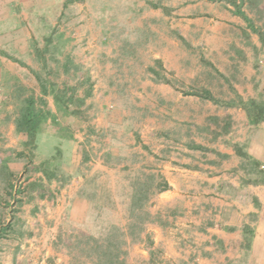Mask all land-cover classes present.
Instances as JSON below:
<instances>
[{"label":"rangeland","instance_id":"1","mask_svg":"<svg viewBox=\"0 0 264 264\" xmlns=\"http://www.w3.org/2000/svg\"><path fill=\"white\" fill-rule=\"evenodd\" d=\"M30 97L29 137L16 125ZM248 101L264 104V0H0V250L22 204L78 180L86 226L48 239L37 212L36 232L20 229L37 234V264L56 249L69 264H176L148 227L166 190L157 160L262 136ZM41 130L56 144L38 145Z\"/></svg>","mask_w":264,"mask_h":264},{"label":"crops","instance_id":"2","mask_svg":"<svg viewBox=\"0 0 264 264\" xmlns=\"http://www.w3.org/2000/svg\"><path fill=\"white\" fill-rule=\"evenodd\" d=\"M36 141L38 145L43 141L55 145L57 140L41 130ZM230 142L228 146L219 140H193L184 149L177 148L173 157L157 160L166 190L160 193V207L156 208L161 218L148 227L158 241L174 250L170 259L176 264H194L195 258L199 264H264V134ZM243 143L242 153L259 164L255 172L245 169L246 160L234 150L235 144ZM78 184V180L72 181L68 190L51 202H39L35 197L34 203L22 204L13 224L8 220L15 232L2 240L0 264L39 262L37 234L20 230L33 226L31 231L36 232L32 216L37 212L44 217L41 220L36 215L41 226L51 224L48 239L56 240L60 225L66 231L86 226L90 202L81 196ZM56 251L47 250L49 264H69V258Z\"/></svg>","mask_w":264,"mask_h":264},{"label":"trees","instance_id":"3","mask_svg":"<svg viewBox=\"0 0 264 264\" xmlns=\"http://www.w3.org/2000/svg\"><path fill=\"white\" fill-rule=\"evenodd\" d=\"M238 14L244 17V14L240 12L239 9H238ZM241 105L244 109L247 110L248 120L251 124H257L260 121L264 122V104L263 103L258 104L254 101H248L247 103L241 102ZM35 125L36 123L34 122L33 98L30 97L28 98L26 102L25 109H23L22 111L21 118L19 119V122L16 125V129L20 132L27 133L28 136L30 137V135L33 134V129H35ZM236 153L246 160L247 164L245 165L246 167L245 169H250L249 166H252L253 168L259 167V164L254 162L246 154H243V153L241 154L240 152H237V151Z\"/></svg>","mask_w":264,"mask_h":264}]
</instances>
